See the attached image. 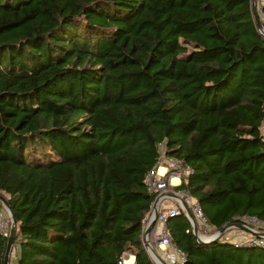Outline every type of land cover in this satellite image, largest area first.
I'll use <instances>...</instances> for the list:
<instances>
[{"label": "trees", "instance_id": "trees-1", "mask_svg": "<svg viewBox=\"0 0 264 264\" xmlns=\"http://www.w3.org/2000/svg\"><path fill=\"white\" fill-rule=\"evenodd\" d=\"M264 12V1L261 6ZM264 35L251 0H0V192L14 264H153L146 175L163 154L221 229L264 220ZM0 207L2 204L0 202ZM183 264H264V246L198 242ZM7 236L0 233V264Z\"/></svg>", "mask_w": 264, "mask_h": 264}, {"label": "built area", "instance_id": "built-area-1", "mask_svg": "<svg viewBox=\"0 0 264 264\" xmlns=\"http://www.w3.org/2000/svg\"><path fill=\"white\" fill-rule=\"evenodd\" d=\"M264 0H255L256 9L259 19L262 23V30L264 34V12L261 9ZM260 137L264 144V116L260 126ZM164 167L165 171L160 172V168ZM186 172L182 162L176 158L166 157L164 154L160 155L156 166L146 175L145 184L150 193H154V199L150 205V211L145 217L142 224V231L148 226L151 218L154 216V205L157 208V214L153 229L150 230L148 241L153 245L154 249L160 256L159 264H183L185 262V253L177 248L171 240L167 229V222L169 219L179 213L183 212L187 217L185 208L180 200L182 198L191 210L198 228V236L206 241H211L216 238H221L237 245L249 246H264V220L257 216L242 215L238 217L236 222L226 224L225 230L219 235L220 229L209 222L207 217L203 214L200 205L182 189H175L172 187L171 178L176 177L181 179ZM179 183V184H180ZM175 201V204H164V202ZM189 223L190 220L187 217ZM244 225L249 230L240 228L238 225ZM191 226V223H190ZM223 226V227H224ZM10 218L6 209L0 207V233L3 236H9L10 233ZM193 233V228L191 226ZM171 249L172 252H168ZM167 250V251H166ZM117 264H125V257L122 255Z\"/></svg>", "mask_w": 264, "mask_h": 264}, {"label": "water", "instance_id": "water-1", "mask_svg": "<svg viewBox=\"0 0 264 264\" xmlns=\"http://www.w3.org/2000/svg\"><path fill=\"white\" fill-rule=\"evenodd\" d=\"M251 7H252L253 19H254L256 28L261 34H263L260 31V30H262V23L259 19V15H258V12L256 9L255 0H251ZM180 200H181V202L185 208V211L188 215L187 217L190 220L191 226L193 228V234L196 237L197 241L201 242V243L202 242H208L206 240L201 239L198 236V228H197V224H196V221L194 219V216H193L191 210L189 209L188 205L185 203V201L182 198H180ZM0 202H1L2 206L6 209L7 214L10 218V224H11L10 233H9L8 238H7L6 248H5V252H4V256H3V264H9V257H10V254L12 252V249H13V243H14V238H15V233H16V221H15V218H14L13 213L11 211V207L9 205L7 198L1 193H0ZM153 210H154V216L151 218L148 226L143 231L142 241H143L144 249L147 252V254H148L149 258L151 259V261L153 262V264H159L160 256L156 252V250L154 249L153 245L148 241V235H149L150 230L153 229V225L155 223V218H156V214H157V208L155 205H154ZM238 226L240 228L249 230L244 225L239 224ZM225 228H226V226L222 227L219 230L218 234L220 235L225 230Z\"/></svg>", "mask_w": 264, "mask_h": 264}, {"label": "crops", "instance_id": "crops-1", "mask_svg": "<svg viewBox=\"0 0 264 264\" xmlns=\"http://www.w3.org/2000/svg\"><path fill=\"white\" fill-rule=\"evenodd\" d=\"M164 168V167H163ZM161 171L163 170L162 168L160 169ZM165 171V168H164V170L162 171V172H164ZM171 185H172V187H175V186H178L179 185V183H180V180H178V178H176V177H172L171 178ZM164 204L166 205V204H171V205H173V204H175V201H168V202H164ZM167 251V250H166ZM163 251H159L158 250V253H162ZM168 252H172V250L171 249H168ZM13 249H12V252H11V254H10V257H9V264H14V261H13ZM124 255V257H125V264H134V261H135V257H134V255H132V254H130V253H125V254H123Z\"/></svg>", "mask_w": 264, "mask_h": 264}, {"label": "rangeland", "instance_id": "rangeland-1", "mask_svg": "<svg viewBox=\"0 0 264 264\" xmlns=\"http://www.w3.org/2000/svg\"><path fill=\"white\" fill-rule=\"evenodd\" d=\"M163 154V147L161 148V154L160 155H162ZM1 194H2V192H0ZM4 195V194H3ZM5 196V195H4Z\"/></svg>", "mask_w": 264, "mask_h": 264}, {"label": "bare ground", "instance_id": "bare-ground-1", "mask_svg": "<svg viewBox=\"0 0 264 264\" xmlns=\"http://www.w3.org/2000/svg\"><path fill=\"white\" fill-rule=\"evenodd\" d=\"M161 168L164 170V168H163V167H161ZM161 168H160V169H161ZM160 169H159V170H160ZM163 170H162V171H163ZM162 171L160 170V172H162Z\"/></svg>", "mask_w": 264, "mask_h": 264}]
</instances>
